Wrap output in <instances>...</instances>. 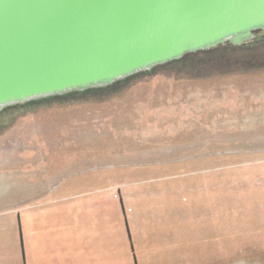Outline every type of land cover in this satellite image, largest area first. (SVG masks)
<instances>
[{"label":"rangeland","instance_id":"obj_1","mask_svg":"<svg viewBox=\"0 0 264 264\" xmlns=\"http://www.w3.org/2000/svg\"><path fill=\"white\" fill-rule=\"evenodd\" d=\"M253 53L1 116L0 264H264Z\"/></svg>","mask_w":264,"mask_h":264},{"label":"water","instance_id":"obj_2","mask_svg":"<svg viewBox=\"0 0 264 264\" xmlns=\"http://www.w3.org/2000/svg\"><path fill=\"white\" fill-rule=\"evenodd\" d=\"M257 31L264 0H0V112L242 46Z\"/></svg>","mask_w":264,"mask_h":264},{"label":"trees","instance_id":"obj_3","mask_svg":"<svg viewBox=\"0 0 264 264\" xmlns=\"http://www.w3.org/2000/svg\"><path fill=\"white\" fill-rule=\"evenodd\" d=\"M262 42H264V33L262 31H257L255 32V39L252 42H249L242 46H233L232 44L227 43V44L220 45L216 48H213L207 51H200L197 53L188 54L184 56L182 59L174 60L167 64L157 66L153 68L151 71L140 72L133 76L127 77L123 80L117 81L116 83L110 86H107V87L89 89L83 92H73L70 94L63 95V96H53V97H48V98L37 100V101H31L25 104H19V105L7 107L3 111L0 112V117L8 114L11 111L12 112L18 111L19 113H21L22 110L30 109L32 108V106H38V105H43V104H48V103H53V102H67L79 96H91V95H96V94L115 93L117 92L118 89L125 86L126 84L140 77H143V76H154L159 70L164 69V68L177 67L185 71L195 70L194 68L197 66L196 64H198L197 62L198 60L200 63L202 62L203 59L205 61H210L214 63L234 62L235 60H232L233 58H240V56L237 54L238 52H242V53L245 51L253 52L255 48L258 46V44ZM244 61H245L244 64H247V65L256 64L257 65L256 67L258 68L264 67V57L257 56L255 55V53H253L251 57L246 58V60Z\"/></svg>","mask_w":264,"mask_h":264},{"label":"crops","instance_id":"obj_4","mask_svg":"<svg viewBox=\"0 0 264 264\" xmlns=\"http://www.w3.org/2000/svg\"><path fill=\"white\" fill-rule=\"evenodd\" d=\"M96 198H97V197H96ZM101 200H102V199H101ZM92 205H93V206H92L93 208H98L100 204L97 202V203L92 204ZM100 207H102V206H100Z\"/></svg>","mask_w":264,"mask_h":264}]
</instances>
